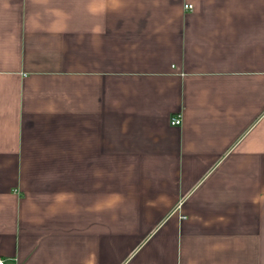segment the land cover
I'll return each mask as SVG.
<instances>
[{
	"label": "crops",
	"instance_id": "0c3cea01",
	"mask_svg": "<svg viewBox=\"0 0 264 264\" xmlns=\"http://www.w3.org/2000/svg\"><path fill=\"white\" fill-rule=\"evenodd\" d=\"M0 260L264 264V0H0Z\"/></svg>",
	"mask_w": 264,
	"mask_h": 264
},
{
	"label": "built area",
	"instance_id": "2783aa9c",
	"mask_svg": "<svg viewBox=\"0 0 264 264\" xmlns=\"http://www.w3.org/2000/svg\"><path fill=\"white\" fill-rule=\"evenodd\" d=\"M184 7H185V9H191V5H185ZM170 124L172 126H179L181 124L180 117H173V118H171ZM0 264H3V261L2 260H0Z\"/></svg>",
	"mask_w": 264,
	"mask_h": 264
}]
</instances>
